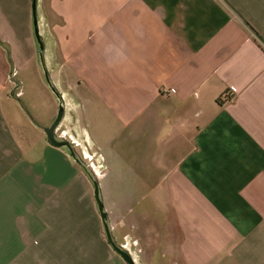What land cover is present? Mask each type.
Here are the masks:
<instances>
[{
    "label": "crops",
    "instance_id": "1",
    "mask_svg": "<svg viewBox=\"0 0 264 264\" xmlns=\"http://www.w3.org/2000/svg\"><path fill=\"white\" fill-rule=\"evenodd\" d=\"M36 18L96 170L15 95L32 0H0V264H125L93 182L134 264H264V0H36Z\"/></svg>",
    "mask_w": 264,
    "mask_h": 264
},
{
    "label": "rangeland",
    "instance_id": "2",
    "mask_svg": "<svg viewBox=\"0 0 264 264\" xmlns=\"http://www.w3.org/2000/svg\"><path fill=\"white\" fill-rule=\"evenodd\" d=\"M46 59L48 60L49 58H45L42 53L40 55L39 51H37L34 58L35 61L23 66L24 72L20 73L19 80L17 79L19 86L14 84L13 88L16 90L15 95L24 101L28 112L38 121L44 122V127L47 128L57 115L59 101L50 89V84L52 85V73L50 72L52 64L51 62L46 63ZM44 72H47L49 82L44 77ZM56 91L62 97L64 108V116L56 129V137L58 140L63 139L71 144L72 152L78 161V165L94 177L96 170L94 168L96 166L94 165L95 155L88 153L91 148L85 146L84 137H81L76 131L74 118L69 116L67 89H56ZM78 127L82 129V121H78Z\"/></svg>",
    "mask_w": 264,
    "mask_h": 264
},
{
    "label": "water",
    "instance_id": "3",
    "mask_svg": "<svg viewBox=\"0 0 264 264\" xmlns=\"http://www.w3.org/2000/svg\"><path fill=\"white\" fill-rule=\"evenodd\" d=\"M32 19H33V26H34V35H35V39H36V42L38 45V51L41 55V53L43 52V44H42V41H41L40 36L38 34V29H37L36 0H32ZM44 77L46 78L47 82H49V77H48L47 72H44ZM50 89H51V92L58 99L59 104H58L57 115H56L54 121L52 122V124L49 127H47V128L45 127L43 129V132H44L46 139L49 142V144H51L52 146L57 147V148H66L70 152L72 157L76 160V158L72 152L71 144L68 141L63 140V139L58 140V138L56 137V134H55L56 129L59 126V124H60V122L64 116V108H63V103H62V97L60 96V94L56 91V89L51 84H50ZM93 185H94L95 201L97 204V208H98L99 215L101 218L104 234H105L107 241L109 242V244L112 247V249L114 250V252L118 256L121 257V259L125 262V264H134L131 257L129 256V254L125 250H123L122 248L117 246L114 243V241L112 240L110 229H109V226H108L107 220H106V214L104 213L102 204L100 202L98 187H97L96 182H93Z\"/></svg>",
    "mask_w": 264,
    "mask_h": 264
}]
</instances>
